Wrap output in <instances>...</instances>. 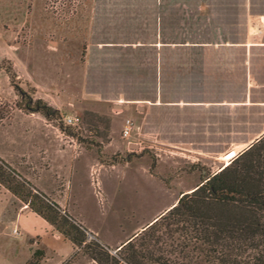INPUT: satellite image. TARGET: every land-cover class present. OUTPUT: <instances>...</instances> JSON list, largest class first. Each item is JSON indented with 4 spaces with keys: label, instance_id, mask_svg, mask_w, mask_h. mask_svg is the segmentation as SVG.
<instances>
[{
    "label": "crops",
    "instance_id": "crops-1",
    "mask_svg": "<svg viewBox=\"0 0 264 264\" xmlns=\"http://www.w3.org/2000/svg\"><path fill=\"white\" fill-rule=\"evenodd\" d=\"M77 4L84 19L81 75L86 91L90 89L84 97L114 103L119 111L135 107L140 118L134 126L144 129L143 141L175 148L180 162L227 165L264 134V0H78ZM18 115L36 122L45 140L52 135V126L40 115ZM55 147L61 156L67 155L69 172L83 166L70 156L71 145L55 143ZM39 153L38 158L42 153L46 159L45 148ZM7 164L59 207H66L94 235L64 206L65 200L52 198L56 175L49 191L39 188L41 174L49 169L47 160L37 174ZM36 250L42 253L40 264H65L74 252L48 223L0 187V264H24Z\"/></svg>",
    "mask_w": 264,
    "mask_h": 264
},
{
    "label": "rangeland",
    "instance_id": "rangeland-1",
    "mask_svg": "<svg viewBox=\"0 0 264 264\" xmlns=\"http://www.w3.org/2000/svg\"><path fill=\"white\" fill-rule=\"evenodd\" d=\"M77 1L0 0V158L28 174L40 172L47 160L49 169L41 174L39 188L49 191L56 175L52 198L65 200L63 205L94 231L90 235L115 249L114 244L138 233L184 189L226 165L180 162L175 148L143 141L144 129L133 132L143 146L137 149L121 136L125 119L138 126L135 107L119 111L114 103L84 97L90 89L86 91L81 75L84 19ZM8 74L22 98L10 86ZM29 98L56 111L44 120L53 128L47 140L36 122L18 115ZM73 116L75 124L66 125L64 119ZM65 142L71 145L70 156L83 164L76 165L75 173L69 172L67 155L55 147ZM41 148L46 159L42 153L38 158ZM80 257L65 264H94Z\"/></svg>",
    "mask_w": 264,
    "mask_h": 264
},
{
    "label": "trees",
    "instance_id": "trees-1",
    "mask_svg": "<svg viewBox=\"0 0 264 264\" xmlns=\"http://www.w3.org/2000/svg\"><path fill=\"white\" fill-rule=\"evenodd\" d=\"M8 81L22 98L14 76L8 74ZM18 110L44 120L56 114L30 98ZM0 187L73 246L70 259L80 254L94 264H264V134L115 249L1 158ZM41 258L36 250L24 264H40Z\"/></svg>",
    "mask_w": 264,
    "mask_h": 264
},
{
    "label": "built area",
    "instance_id": "built-area-1",
    "mask_svg": "<svg viewBox=\"0 0 264 264\" xmlns=\"http://www.w3.org/2000/svg\"><path fill=\"white\" fill-rule=\"evenodd\" d=\"M77 121V118L76 117H66L64 119V122L66 125L68 126H72L75 124V122ZM135 131V126L133 124V122L129 119H125L123 121V124H122V128H121V136L125 139H128L130 141V144L139 149L142 146V143L140 141H138L136 138H134L133 136V132Z\"/></svg>",
    "mask_w": 264,
    "mask_h": 264
},
{
    "label": "water",
    "instance_id": "water-1",
    "mask_svg": "<svg viewBox=\"0 0 264 264\" xmlns=\"http://www.w3.org/2000/svg\"><path fill=\"white\" fill-rule=\"evenodd\" d=\"M229 163V162H228Z\"/></svg>",
    "mask_w": 264,
    "mask_h": 264
}]
</instances>
